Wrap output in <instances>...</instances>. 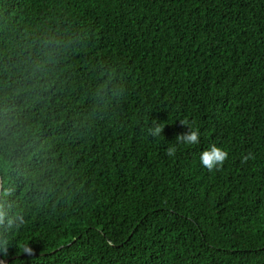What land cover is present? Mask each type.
Wrapping results in <instances>:
<instances>
[{
    "label": "trees",
    "instance_id": "trees-1",
    "mask_svg": "<svg viewBox=\"0 0 264 264\" xmlns=\"http://www.w3.org/2000/svg\"><path fill=\"white\" fill-rule=\"evenodd\" d=\"M0 175L9 264H264V0H0Z\"/></svg>",
    "mask_w": 264,
    "mask_h": 264
},
{
    "label": "clouds",
    "instance_id": "clouds-1",
    "mask_svg": "<svg viewBox=\"0 0 264 264\" xmlns=\"http://www.w3.org/2000/svg\"><path fill=\"white\" fill-rule=\"evenodd\" d=\"M183 126L187 127V131L176 136V142L178 144L193 145L200 142V134L198 130H194L187 122L180 121ZM165 128V124L158 121H153V127L148 129V135L152 137H158L162 135ZM176 153V148L170 146L166 149V154L168 156H174ZM229 153L218 147L216 144H212L210 148L202 151L200 160L204 167L209 171L217 169L219 166H222L224 162L228 159ZM251 157V153L243 156L242 163H246ZM14 192V189L9 187L6 188L3 192H0V197H3L0 200V227H6L7 229H12L13 227H19L22 224L23 216L19 213L9 214L6 211L7 198L10 197ZM31 249H27L26 252L31 254Z\"/></svg>",
    "mask_w": 264,
    "mask_h": 264
},
{
    "label": "water",
    "instance_id": "water-1",
    "mask_svg": "<svg viewBox=\"0 0 264 264\" xmlns=\"http://www.w3.org/2000/svg\"><path fill=\"white\" fill-rule=\"evenodd\" d=\"M2 188H3V180H2V177L0 175V192H2ZM11 261V259L9 258H2L0 256V264H9Z\"/></svg>",
    "mask_w": 264,
    "mask_h": 264
},
{
    "label": "bare ground",
    "instance_id": "bare-ground-1",
    "mask_svg": "<svg viewBox=\"0 0 264 264\" xmlns=\"http://www.w3.org/2000/svg\"><path fill=\"white\" fill-rule=\"evenodd\" d=\"M91 259V258H90Z\"/></svg>",
    "mask_w": 264,
    "mask_h": 264
}]
</instances>
